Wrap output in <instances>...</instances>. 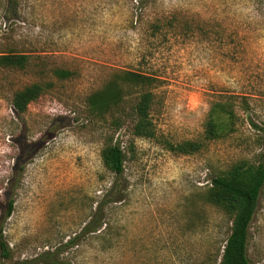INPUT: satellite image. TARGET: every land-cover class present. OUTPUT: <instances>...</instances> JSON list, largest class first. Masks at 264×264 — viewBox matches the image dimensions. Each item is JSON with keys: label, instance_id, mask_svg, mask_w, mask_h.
Masks as SVG:
<instances>
[{"label": "rangeland", "instance_id": "rangeland-1", "mask_svg": "<svg viewBox=\"0 0 264 264\" xmlns=\"http://www.w3.org/2000/svg\"><path fill=\"white\" fill-rule=\"evenodd\" d=\"M5 53L30 59L0 68V264H44L45 253L58 264L220 263L232 218L209 201L212 180L264 159V0H0ZM33 85L40 95L19 114L13 97ZM119 90L112 113L90 112L92 97ZM147 91L154 135L141 138L134 109ZM219 105L234 108L236 131L205 140ZM193 141L204 148L177 151ZM118 144L119 179L103 159ZM112 188L111 231L84 233ZM248 256L264 264V190Z\"/></svg>", "mask_w": 264, "mask_h": 264}, {"label": "trees", "instance_id": "trees-1", "mask_svg": "<svg viewBox=\"0 0 264 264\" xmlns=\"http://www.w3.org/2000/svg\"><path fill=\"white\" fill-rule=\"evenodd\" d=\"M11 4L15 0H9ZM29 57L23 54H0V68L19 70L28 65ZM62 77H68L69 73L61 72ZM135 84L139 88L152 86L154 78L140 74L131 73ZM40 95V89L33 85L18 91L13 97V105L16 111L21 114L27 110L28 105ZM122 92L119 90L114 95L107 96L96 94L89 100V110L98 117H104L112 113L115 107L122 104ZM154 94L152 91L144 92L135 105L137 117L134 126V135L141 138H151L154 135L153 122L150 117ZM115 106V107H113ZM113 107V108H112ZM237 115L234 108L219 105L212 109L206 124L205 140L213 141L236 131ZM118 128L122 126L118 123ZM264 137V131H263ZM205 146L204 142H186L177 147V151L184 155L200 152ZM103 159L106 166L117 178H121L125 171V153L120 144L104 150ZM25 170V164L21 161V174ZM264 190V159L259 164L249 161H242L220 173L212 180V187L208 193L209 201L218 209L232 218L230 235L225 241L222 258L219 264H251L248 256V243L250 227L259 206V200ZM117 193L112 188L99 204L83 232L92 234L98 231L108 233L111 225L106 222L107 208L110 204L120 202L116 197ZM113 196V197H112ZM111 198V199H109ZM14 208V200L11 198L8 206L7 216H11ZM105 227V228H104ZM75 241V240H74ZM72 241L71 244L75 242ZM55 256V253H54ZM44 264H58L53 261L50 253L41 256Z\"/></svg>", "mask_w": 264, "mask_h": 264}]
</instances>
